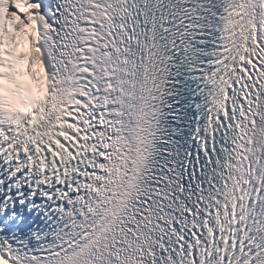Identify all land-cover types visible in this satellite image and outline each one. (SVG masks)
<instances>
[{
  "label": "snow or ice",
  "instance_id": "obj_1",
  "mask_svg": "<svg viewBox=\"0 0 264 264\" xmlns=\"http://www.w3.org/2000/svg\"><path fill=\"white\" fill-rule=\"evenodd\" d=\"M0 264H264V0H0Z\"/></svg>",
  "mask_w": 264,
  "mask_h": 264
}]
</instances>
